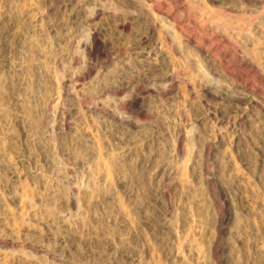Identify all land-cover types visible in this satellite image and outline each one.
<instances>
[{"label": "rangeland", "instance_id": "1", "mask_svg": "<svg viewBox=\"0 0 264 264\" xmlns=\"http://www.w3.org/2000/svg\"><path fill=\"white\" fill-rule=\"evenodd\" d=\"M0 264H264V0H0Z\"/></svg>", "mask_w": 264, "mask_h": 264}]
</instances>
